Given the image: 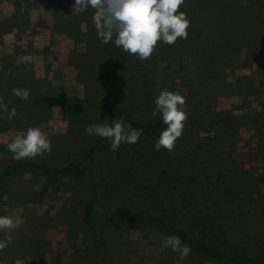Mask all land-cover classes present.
<instances>
[{
  "label": "rangeland",
  "instance_id": "374dc122",
  "mask_svg": "<svg viewBox=\"0 0 264 264\" xmlns=\"http://www.w3.org/2000/svg\"><path fill=\"white\" fill-rule=\"evenodd\" d=\"M248 1L184 0L178 11L186 13L191 37L171 45L158 41L147 59L129 54L112 70L108 107L114 116L123 107L134 118H156L153 101L162 88L179 91L187 112L182 135L171 151H157L142 135L134 144L122 143L153 156V166L166 181L162 186L147 185L133 200L122 197L125 207L169 214L189 227L198 224L191 226L195 232H200L202 217L219 219L221 206L232 208L231 222L244 228L262 220L258 210L264 193V63L245 55L233 60L215 49L217 42L206 48L207 42L219 40L230 6ZM74 4L75 0H0V98L7 104V110H0V168L22 160L13 159L7 142L28 126L43 123L52 143L50 152L35 158L59 164L85 160L89 146L102 139L86 134V125L110 124L105 84L98 73L105 55L113 59V53H104L93 36L94 9L81 12ZM256 4L259 28L264 5ZM197 21L202 28L195 42ZM227 45L239 47L241 56L246 53L236 37ZM26 54L33 57L31 62L22 60ZM13 88L27 89L29 98L13 95ZM96 156H89L92 175L97 171ZM85 186L69 175L13 174L0 193V215L19 217L23 223L0 231V239L5 232L15 233L0 250V264L82 261L92 240L83 219ZM219 195L222 203L216 201ZM235 195L241 199L235 202ZM103 230L109 242L106 264H226L192 252L181 260L178 252L161 247L166 236L148 225L125 223L118 230Z\"/></svg>",
  "mask_w": 264,
  "mask_h": 264
},
{
  "label": "trees",
  "instance_id": "16d2710c",
  "mask_svg": "<svg viewBox=\"0 0 264 264\" xmlns=\"http://www.w3.org/2000/svg\"><path fill=\"white\" fill-rule=\"evenodd\" d=\"M256 3L263 6L264 0H256ZM256 3L254 0H249L244 6H239V3L230 6L229 15L225 17L226 19L218 30L220 41L207 42L208 47L206 46V48L212 47L213 43L217 42L216 45H213L215 49L219 48V51L226 53L233 60L244 59L245 55L264 63V19L262 25L257 28L254 20L258 7ZM200 24L197 21L195 42L200 37L199 32L202 28ZM192 29L194 31V27ZM92 33L97 38V43L102 45L104 53H113V59L105 55L106 61L101 63L98 73L99 80L103 85L105 84L103 91L106 96V112L109 114L110 123L112 119L122 118L131 123L134 128H143L142 136L154 144L159 132L165 127L160 116H156L154 119H138L132 117L123 107H118L116 116L111 113L108 106L113 94L110 80L114 73L112 70L119 66V63L124 61L129 54L122 48L116 47L111 41L102 43L96 35V29H93ZM188 36L191 37V32ZM232 37H236L237 42L243 43V46L247 47L246 53L242 56L239 47L231 48L227 45ZM227 56L226 58L229 59ZM94 153H97V171L92 175L89 156ZM153 161V156H146L145 152L127 147L122 143L117 151L112 152L109 142H106L105 138H100L89 146L85 160H69L58 164L36 158H25L4 164L0 168V193L7 189L13 174L26 171H35L47 176L69 175L83 184L86 183V200L82 210L84 224L92 235V240L88 242L91 251L87 252L82 261L75 264H106L109 242L103 229L105 226H109L118 230L125 223L148 225L165 236L176 234L181 237L183 243L190 245L192 253L216 263L264 264V193H260V198L258 197V211L262 220H258V226L253 224L248 228L231 222L230 215L233 213V209L223 206L220 207L219 213L216 215L219 219L210 216L201 218L200 232H195L193 229L198 227V224L192 223L190 225L193 228L189 227L186 223L173 220L169 214L125 207L122 204V197L133 200L141 195L144 191L143 188L147 185L162 186L166 182L159 170L153 166ZM219 197L220 195L217 196L216 201L219 199L222 203ZM234 197L236 202L239 195ZM239 200L238 202H240ZM96 204L101 205L99 210L96 208ZM231 205L234 206V201ZM235 233L242 235L240 240L236 238Z\"/></svg>",
  "mask_w": 264,
  "mask_h": 264
},
{
  "label": "clouds",
  "instance_id": "9594fccd",
  "mask_svg": "<svg viewBox=\"0 0 264 264\" xmlns=\"http://www.w3.org/2000/svg\"><path fill=\"white\" fill-rule=\"evenodd\" d=\"M183 3L184 0H75L74 6L81 12L94 9L91 20L102 43L111 41L126 53L145 60L152 54L158 41L171 45L178 38H187L190 21L185 12L178 11ZM32 59L30 54L22 56L24 62H31ZM11 93L25 100L29 98L27 89L13 88ZM153 103L152 115L159 114L165 125L153 147L157 151L161 148L171 151L182 135L183 122L187 120L184 96L179 91L162 88ZM0 110H7L3 98H0ZM43 128V123L28 126L22 133L8 138L7 148L13 154V159L35 158L51 151L52 143ZM84 131L89 136L105 138L110 150L115 152L121 143H136L144 130L134 128L121 118L112 119L110 124L90 123ZM22 223L19 217L0 215V231L18 228ZM14 239V232H5L0 239V250ZM161 247L178 252L181 260L191 252L190 245L183 243L176 234L167 235Z\"/></svg>",
  "mask_w": 264,
  "mask_h": 264
}]
</instances>
